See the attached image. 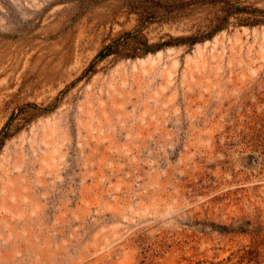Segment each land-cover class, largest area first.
Returning a JSON list of instances; mask_svg holds the SVG:
<instances>
[{
  "label": "rangeland",
  "instance_id": "obj_1",
  "mask_svg": "<svg viewBox=\"0 0 264 264\" xmlns=\"http://www.w3.org/2000/svg\"><path fill=\"white\" fill-rule=\"evenodd\" d=\"M0 264H264V0H0Z\"/></svg>",
  "mask_w": 264,
  "mask_h": 264
}]
</instances>
